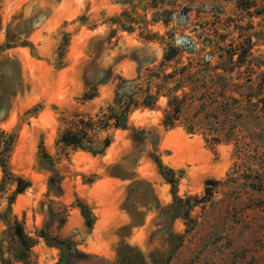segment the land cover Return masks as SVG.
I'll use <instances>...</instances> for the list:
<instances>
[{
    "label": "rangeland",
    "instance_id": "374dc122",
    "mask_svg": "<svg viewBox=\"0 0 264 264\" xmlns=\"http://www.w3.org/2000/svg\"><path fill=\"white\" fill-rule=\"evenodd\" d=\"M17 223L26 264H264V0H0V264Z\"/></svg>",
    "mask_w": 264,
    "mask_h": 264
},
{
    "label": "trees",
    "instance_id": "16d2710c",
    "mask_svg": "<svg viewBox=\"0 0 264 264\" xmlns=\"http://www.w3.org/2000/svg\"><path fill=\"white\" fill-rule=\"evenodd\" d=\"M208 67V65H206V68ZM179 86V85H178ZM221 98H223L221 101L216 98L215 100H212V103H207L206 101H201L202 103L198 106V109L196 110V113H198V115L201 112H206L208 110L209 107L215 105V109L216 110H225V111H230V106H231V102L228 101V99H225L224 94L222 93ZM204 97V96H203ZM201 100L204 98H200ZM184 100H186V97L183 98V101H180L179 104L177 103V99H175L174 102H170V109L169 111H167L165 113V123L170 126V125H174L175 121L178 120L180 118V114L183 112V108L181 106L182 102H184ZM177 104H176V103ZM220 113H218L217 111V115H219ZM198 115L195 116V118L198 117ZM114 117H116L114 115ZM124 117V114H123ZM203 119H206V117H204ZM122 121H118L117 124L118 125H122ZM197 123L194 122V120L192 121L191 124H189L188 129L190 131L195 130ZM204 126V125H201ZM207 126V127H206ZM204 126V130L205 131H209L214 133L215 131H218L219 128H217L216 130L214 128H212V125H206ZM87 132L84 131H80V132H71V131H66L62 134L61 136V141L64 142L67 145H73L76 147H86L83 143V139L86 137ZM212 135H216V134H212ZM215 141H219L220 137L217 136V138H213ZM110 144L109 140H106L105 145L108 146ZM18 184H19V188H18V192H21L24 190V188L26 187L25 182L22 178H18ZM171 182L173 184H175L174 180H171ZM218 184V181L216 180H207L206 181V195L203 198H208L212 195L213 192V188L215 185ZM200 200V199H199ZM196 201H198L196 199ZM182 204V206H180V209L177 211V215L187 218L189 216V212L192 209L193 204H190V198L186 199L185 201H180ZM13 236L17 238V242H18V253H16L14 255L16 260L22 261L24 264H26L27 259L29 257V253L30 250L32 248V246L35 243V240L28 236L25 233L24 228L22 227V225H20L19 223H17L13 228ZM6 261V260H4Z\"/></svg>",
    "mask_w": 264,
    "mask_h": 264
}]
</instances>
